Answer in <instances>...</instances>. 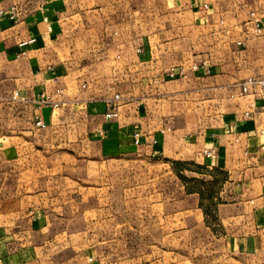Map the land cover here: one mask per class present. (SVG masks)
Segmentation results:
<instances>
[{
	"label": "crops",
	"instance_id": "obj_1",
	"mask_svg": "<svg viewBox=\"0 0 264 264\" xmlns=\"http://www.w3.org/2000/svg\"><path fill=\"white\" fill-rule=\"evenodd\" d=\"M14 5L17 19L0 16L4 157L18 159L22 152L14 143L30 144L31 137L48 131L58 133L55 141L95 143L100 154L135 150L226 171L228 179L212 199L227 251L245 264H264V88L227 98L208 127L188 131L183 113L170 118L165 101L183 81L165 80L175 66H184L195 84L225 83L207 84L203 93L218 94L248 78L264 80V35L250 38L245 25L250 10L264 14V0H0V12ZM236 39L243 46H236ZM193 63L200 66L198 73L189 71ZM56 90L61 94L54 95ZM114 93L123 101L111 111L107 102ZM42 95H52L58 108L41 105ZM35 117L42 128L35 127ZM137 132L139 145L133 139ZM210 148L215 155L204 157ZM61 215L41 208L29 220L31 229L13 232L20 241L42 234V244L28 246L33 260L47 254L54 239L71 247L73 217ZM20 255L18 249L17 259ZM22 261L17 264H33L23 254Z\"/></svg>",
	"mask_w": 264,
	"mask_h": 264
},
{
	"label": "rangeland",
	"instance_id": "obj_2",
	"mask_svg": "<svg viewBox=\"0 0 264 264\" xmlns=\"http://www.w3.org/2000/svg\"><path fill=\"white\" fill-rule=\"evenodd\" d=\"M250 11L264 20L257 9ZM195 83L190 77L179 87L175 83L165 98L169 117L183 113L187 131L208 127L227 98H239L238 82L218 94L202 91L207 84L225 83ZM177 89L184 94L175 95ZM116 94L118 107L123 100ZM51 134L38 132L30 144L14 143L22 152L18 159H7L0 149V260L23 263V254L33 264H245L227 251L212 199L227 181L226 171L135 150L100 154L95 143L55 141L58 133ZM41 208L61 212L62 219L72 214L74 235L72 248L57 238L47 254L38 250L42 255L33 260L28 246L42 244V234L20 241L13 232L31 229L29 220Z\"/></svg>",
	"mask_w": 264,
	"mask_h": 264
},
{
	"label": "built area",
	"instance_id": "obj_3",
	"mask_svg": "<svg viewBox=\"0 0 264 264\" xmlns=\"http://www.w3.org/2000/svg\"><path fill=\"white\" fill-rule=\"evenodd\" d=\"M202 11H207L208 6L203 4L201 6ZM6 15L10 20H14L18 18V10L17 7L11 6L7 13L0 12V16ZM220 24H223V21H220ZM247 26L246 33H249L250 38H257L264 35V20L263 18L256 14L254 11H250L248 13V19L245 22ZM223 35L228 39H232V36L229 30H224ZM236 46L241 47L243 43L240 40H234ZM140 52L139 49L136 50ZM189 71L191 73H198L200 71V66L196 63H193L189 66ZM188 79V73L185 70L184 66H175L170 68L165 74V80H185ZM84 88V86H82ZM264 88V80L255 79V78H248L244 80L236 89V94L239 98H243L250 93L251 89H263ZM61 91L56 90L54 95H60ZM120 101L119 95H114L112 99L108 100L107 104L111 111H115L117 109L116 103ZM41 105H51L53 109L58 108L59 102L53 101L52 95H42L41 96ZM245 115H248L247 113ZM112 116V113L110 114ZM34 125L36 128H42L43 124L38 117H35ZM261 135L264 134V131L260 132ZM134 144L139 145L140 143V134L137 132L133 136ZM215 149H205L203 150V155L206 158H211L215 155Z\"/></svg>",
	"mask_w": 264,
	"mask_h": 264
}]
</instances>
